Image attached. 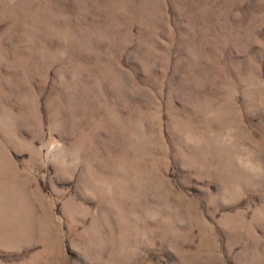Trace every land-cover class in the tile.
Wrapping results in <instances>:
<instances>
[{"label":"rangeland","instance_id":"rangeland-1","mask_svg":"<svg viewBox=\"0 0 264 264\" xmlns=\"http://www.w3.org/2000/svg\"><path fill=\"white\" fill-rule=\"evenodd\" d=\"M0 264H264V0H0Z\"/></svg>","mask_w":264,"mask_h":264}]
</instances>
